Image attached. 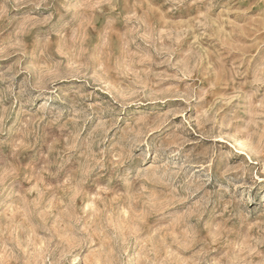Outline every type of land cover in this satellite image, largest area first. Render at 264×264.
Returning a JSON list of instances; mask_svg holds the SVG:
<instances>
[{"label": "rangeland", "instance_id": "1", "mask_svg": "<svg viewBox=\"0 0 264 264\" xmlns=\"http://www.w3.org/2000/svg\"><path fill=\"white\" fill-rule=\"evenodd\" d=\"M14 3L0 264H264V0Z\"/></svg>", "mask_w": 264, "mask_h": 264}, {"label": "clouds", "instance_id": "2", "mask_svg": "<svg viewBox=\"0 0 264 264\" xmlns=\"http://www.w3.org/2000/svg\"><path fill=\"white\" fill-rule=\"evenodd\" d=\"M17 6H24L23 0H16V3L13 4V7L15 8ZM38 6L39 5H37V7ZM139 123H140V119L137 120V124ZM141 128L142 130L140 131V135L145 139H147V137L150 136L152 132L156 130L154 127H149L147 125H142Z\"/></svg>", "mask_w": 264, "mask_h": 264}]
</instances>
